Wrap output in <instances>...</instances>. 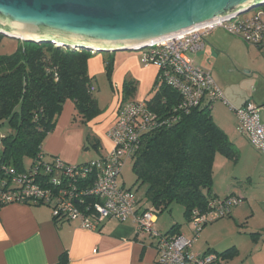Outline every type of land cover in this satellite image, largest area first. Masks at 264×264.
I'll return each mask as SVG.
<instances>
[{
  "label": "built area",
  "instance_id": "2783aa9c",
  "mask_svg": "<svg viewBox=\"0 0 264 264\" xmlns=\"http://www.w3.org/2000/svg\"><path fill=\"white\" fill-rule=\"evenodd\" d=\"M218 27L256 47H264V7L253 15H241L227 22L205 26L144 49V67L159 70L156 89L161 85L176 92L180 101L164 118L154 112L148 101L120 99L117 120L108 135L112 150L97 160L73 165L46 157L40 152L30 168L19 171L4 156L5 135H0V209L12 204L48 206L55 223L80 220L84 229L94 230L106 220L124 223L132 219L140 234L153 240L158 264H222L215 253L197 254L193 246L202 229L216 219L228 215L230 208L241 202L229 196L210 204L211 211L192 213L189 223L194 237L162 234L156 230L160 211L144 208L132 189L120 184L124 166L134 159L145 133L178 122L183 114L207 106L212 111L218 101L229 105L211 74L194 64L188 56L206 48L205 37ZM94 88H92V91ZM238 120V131L257 151L264 153V106L252 102L243 108H230Z\"/></svg>",
  "mask_w": 264,
  "mask_h": 264
},
{
  "label": "crops",
  "instance_id": "0c3cea01",
  "mask_svg": "<svg viewBox=\"0 0 264 264\" xmlns=\"http://www.w3.org/2000/svg\"><path fill=\"white\" fill-rule=\"evenodd\" d=\"M214 55L212 46H207L204 53L198 57L207 56L209 60L208 57ZM108 60L114 62L116 56L111 54L110 57H104L96 54L89 60L88 74L93 81V96L94 81L97 77L106 76ZM196 65L209 72L205 68V63ZM158 72L155 66L142 67L140 57L128 56L119 61L114 67L111 80V90L119 93L118 96H113L114 99L110 106L103 109L100 104L102 100H97L94 96L102 114L88 124H82L81 118L75 116L74 103L67 101L55 130L45 140L40 152L46 159L55 157L69 164H79L83 152L81 149L82 147L87 149L88 145L85 141L84 128L88 130L91 128L92 136L86 138L87 142L97 145L98 158L108 154L113 147L108 133L116 123L118 103L123 98L122 91L125 82H135L136 90L131 97L132 101H149L153 97H149V94L154 95L155 93ZM263 73L255 72L259 79L254 82L253 90L248 88L244 92L241 91L240 95L230 88L221 91L237 107L249 102L264 106ZM141 85L142 91L138 95V88ZM74 117L76 120H73ZM213 121L215 122V119ZM217 126L220 128L218 124ZM256 152L259 151L256 150ZM256 152L252 153V157L261 162L249 168L245 163L244 171L231 176L234 179L233 182L223 180L222 187H218L214 174L212 193L215 199L221 200L229 196H241L243 199L240 198L241 202L230 209L229 216L216 220L222 222L205 226L202 236L200 235L194 243L195 253L222 254L230 250L233 257L222 258V264H264V155L261 158L258 155L261 152ZM220 157L222 156H217L216 161L218 160L217 162L226 167L227 163L219 159ZM239 157L240 155L235 160V165L238 164ZM26 169L27 166L24 164V170ZM140 199L144 208L151 206L147 200L144 202V198ZM159 221L158 217L156 230L160 233L162 231L168 233L174 225H179L180 235L189 239L194 237L190 226L184 228L169 220L171 225L169 224L164 230L158 226ZM226 225L230 226L233 231L218 230V227ZM153 245V240L148 235L139 233L132 219L124 223L106 220L96 229L90 230L84 229L79 219L55 223L52 209L48 206L17 203L0 209V264H59L64 253L68 254V264H158V253Z\"/></svg>",
  "mask_w": 264,
  "mask_h": 264
},
{
  "label": "trees",
  "instance_id": "16d2710c",
  "mask_svg": "<svg viewBox=\"0 0 264 264\" xmlns=\"http://www.w3.org/2000/svg\"><path fill=\"white\" fill-rule=\"evenodd\" d=\"M93 56L86 51L22 41L14 54L0 56V123L7 122L14 129L4 143V156L11 164L13 161L22 168L26 159H35L55 130L67 101L74 103L75 116L82 124L102 114L88 74ZM113 72L114 62L108 60L106 76L110 82ZM157 84L148 103L154 112L167 118L180 97L165 85L156 89ZM135 90V82L126 81L123 100L131 99ZM93 146L97 150V145ZM217 156L235 161L239 151L213 121L209 107L203 106L183 114L170 127L145 133L134 154L133 172L137 184L146 186V199L152 207L161 214L173 203L181 204L190 223L194 211L208 213L210 204L220 200L212 193ZM180 229L174 225L167 234L179 235ZM231 254L227 250L217 255L230 259ZM68 262L64 253L59 264Z\"/></svg>",
  "mask_w": 264,
  "mask_h": 264
},
{
  "label": "water",
  "instance_id": "95a60500",
  "mask_svg": "<svg viewBox=\"0 0 264 264\" xmlns=\"http://www.w3.org/2000/svg\"><path fill=\"white\" fill-rule=\"evenodd\" d=\"M264 0H0V35L93 55L139 52Z\"/></svg>",
  "mask_w": 264,
  "mask_h": 264
},
{
  "label": "rangeland",
  "instance_id": "374dc122",
  "mask_svg": "<svg viewBox=\"0 0 264 264\" xmlns=\"http://www.w3.org/2000/svg\"><path fill=\"white\" fill-rule=\"evenodd\" d=\"M257 10H259V8L252 10L246 15L251 16ZM205 41H206V47L212 46V50L215 53L214 56L208 57L210 58L209 60H207V56L199 58L198 56L199 55L201 56L205 50L197 54L189 53L188 56L190 57V59L192 60L194 59L195 61L194 60L193 61L194 63L196 62V64L203 65V63H205L206 67L205 66L204 67L211 73L214 81L216 82L220 90H224L225 88L227 89L230 88V90H232L234 93L239 95L241 94V91L244 92L248 88H252L251 90H253L252 86L254 82H256L259 79L258 78L259 76H257L255 72L258 71L261 74L264 72V47L259 48L252 44H249L242 38L229 34L222 27H218L215 30L209 32L208 35L205 37ZM20 42L5 37L0 38V56H9L14 54L19 48ZM142 54L143 52L140 51L116 52L114 54L116 56V60L114 61V67L117 65L119 61H122L128 56L140 57V63L142 67H144L141 62ZM100 55L104 57H110L111 54L100 53ZM94 85H95L94 96H96L97 100L99 99L102 100V103H100L101 107L103 109H106V107L110 106L111 102L113 101L114 99L113 96L114 95L118 96L119 92L116 91L113 92L111 90V82L106 76L97 77V79H95L94 81ZM141 91H142V85L139 86L138 88V95L141 94ZM152 96L153 93L152 94L150 93L149 97ZM226 99L229 101V105H226L221 101H218L214 104V108L212 109L211 114L213 119H215V123L218 124L222 130L227 132L226 134L228 135L229 139L234 142L236 148L239 151L240 157L237 165H235V161L233 160L225 158L227 160H230L229 162H227L224 159V157H220L219 159L227 163L226 167L225 166L223 167L220 162H217L218 160L215 161L216 163L214 165V174H215V179H217L218 182V187H222L223 180L224 181L228 180L233 182L234 179L231 178V176L235 173L241 172L246 167L245 163H247V168H249L261 162L259 161V159H254L252 157V153L256 152V150L252 148V146L248 143L246 138H244L238 131L237 117L234 111L230 109L231 107L237 109L243 108L245 105L241 107H237L227 97ZM129 100H133V98ZM84 129L86 131V138L88 136H92L91 128L89 130L87 128ZM12 133H14V129L11 128L7 122L0 123V135L8 136ZM86 138L85 141L88 144L87 149L82 147L81 152L82 151L83 152L79 164L88 163L99 157V153L97 152V150L94 149V146L91 143L87 142ZM258 155H260V157L262 158L264 154L259 153ZM33 161H34L33 158H28L25 160V165L27 166V170L30 168ZM12 164L14 165L13 161ZM133 165H134L133 159L128 160L126 162L122 172V176L120 178V183L125 188L134 190V192L138 195V197L144 198L145 199L144 202H146L147 188L144 185L139 186L137 184L136 177L133 172ZM23 170H24V165L22 166V168H19V171L22 172ZM227 176H229L228 179ZM236 198H242V197L240 196ZM158 216L160 218L158 226L164 228V230L168 228L169 224L171 225L170 222L178 223L182 225L184 228L189 226V223L184 216V207L181 204L173 203L167 210H164V212H162ZM168 219L170 220V222ZM216 220H214L215 222L214 221L209 222L207 226L213 223H214L213 225H217L219 222H222ZM204 229L205 227L202 229V231ZM218 230L228 231L231 230V228L230 226L226 225L225 227L224 226L218 227ZM202 231L200 232L201 236H202ZM162 233H167V232L162 231Z\"/></svg>",
  "mask_w": 264,
  "mask_h": 264
},
{
  "label": "bare ground",
  "instance_id": "6f19581e",
  "mask_svg": "<svg viewBox=\"0 0 264 264\" xmlns=\"http://www.w3.org/2000/svg\"><path fill=\"white\" fill-rule=\"evenodd\" d=\"M198 29H200V28H198ZM194 30H196V29H194ZM192 31H193V30H192ZM192 31H191V32H192ZM181 35H182V34H181Z\"/></svg>",
  "mask_w": 264,
  "mask_h": 264
}]
</instances>
